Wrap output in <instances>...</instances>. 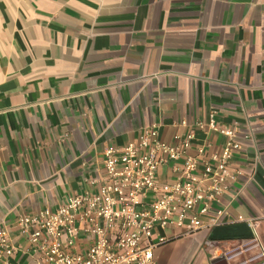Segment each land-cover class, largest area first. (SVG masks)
<instances>
[{
    "label": "crops",
    "instance_id": "crops-1",
    "mask_svg": "<svg viewBox=\"0 0 264 264\" xmlns=\"http://www.w3.org/2000/svg\"><path fill=\"white\" fill-rule=\"evenodd\" d=\"M211 117L241 141L240 176L211 205L222 225L164 232L156 264H228L254 235L264 248V0H0V233L12 263L40 264L18 218L97 193L108 147L153 128L170 145L193 133L190 155L209 158L225 142ZM172 166L158 182L175 180Z\"/></svg>",
    "mask_w": 264,
    "mask_h": 264
},
{
    "label": "built area",
    "instance_id": "built-area-1",
    "mask_svg": "<svg viewBox=\"0 0 264 264\" xmlns=\"http://www.w3.org/2000/svg\"><path fill=\"white\" fill-rule=\"evenodd\" d=\"M204 127L196 123L197 129ZM208 130L225 139L221 153L209 158L198 159L204 155L202 147L195 149L197 157L190 155L193 133L175 136L178 143L170 145L153 128L143 133L137 145L108 147L97 193L68 198L54 211L18 218L26 252L38 257L40 264H156L154 250L166 243V229L188 236L221 226L219 219L225 212H213L211 205L240 176L231 164L241 141L236 127L219 129L212 117ZM168 163L173 165L175 180L160 183L158 169ZM236 221L252 228L251 221L242 217ZM81 238L88 244L84 252L77 250ZM16 251L7 232H1L0 264H13ZM224 258L228 264H264V248L254 235Z\"/></svg>",
    "mask_w": 264,
    "mask_h": 264
},
{
    "label": "rangeland",
    "instance_id": "rangeland-1",
    "mask_svg": "<svg viewBox=\"0 0 264 264\" xmlns=\"http://www.w3.org/2000/svg\"><path fill=\"white\" fill-rule=\"evenodd\" d=\"M171 230H172V229L169 228V229H166L165 232H171ZM241 247H242V246H241ZM241 247H240V248H241ZM236 248H239V247H235L234 249H236Z\"/></svg>",
    "mask_w": 264,
    "mask_h": 264
}]
</instances>
